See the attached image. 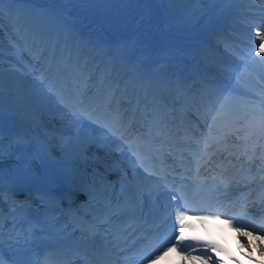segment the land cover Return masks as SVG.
I'll list each match as a JSON object with an SVG mask.
<instances>
[{
	"label": "bare ground",
	"instance_id": "6f19581e",
	"mask_svg": "<svg viewBox=\"0 0 264 264\" xmlns=\"http://www.w3.org/2000/svg\"><path fill=\"white\" fill-rule=\"evenodd\" d=\"M212 2L20 0L19 3L7 5L6 9L18 24L36 25V17H46L48 29L40 32L36 27L33 31L41 34L40 38L46 40L45 45H51L55 38L63 41L66 52L76 51L74 57L79 61L86 57L90 59L94 50L114 52L121 49L128 51L130 56H135L132 62L142 59L148 68H152L148 57L153 43L174 41L176 35H202L203 29L213 17ZM170 3L171 7L168 6ZM180 17L186 19L179 20ZM57 24L61 25L62 31L57 29ZM4 39L5 35L0 32V40L5 45ZM88 42L92 49L85 46ZM195 42L192 40L191 44ZM198 47L199 44H193V48ZM259 61L256 60L252 68L260 76L243 72L239 80L242 91L248 96L246 104L251 106L260 104L264 99V64ZM0 79L3 84L0 94V120L7 128L20 134L22 143L23 139L32 140L33 136L36 137L43 144L46 154L51 156V160H57L61 156L65 159L77 156L85 158L93 150L100 151L98 147L91 148L94 139L85 136V130H75L67 114L54 102L49 89L37 81L38 78H35L25 62L19 60L12 49L1 44ZM253 123L254 119L246 116L240 122V128L235 129L236 133L248 131ZM95 152L91 155H102ZM261 249L264 252V244Z\"/></svg>",
	"mask_w": 264,
	"mask_h": 264
},
{
	"label": "snow or ice",
	"instance_id": "6c2138e0",
	"mask_svg": "<svg viewBox=\"0 0 264 264\" xmlns=\"http://www.w3.org/2000/svg\"><path fill=\"white\" fill-rule=\"evenodd\" d=\"M19 2L20 0H0V21H2L3 16H4L5 5L6 4L12 5V4H16ZM255 36L258 38L259 43L254 48L253 56H252L253 60H256L257 55L264 54V32L257 31L255 33ZM259 63L264 64V59H261ZM90 82L91 80L89 79L88 83ZM2 87H3L2 79H0V94H2ZM75 87L80 88L81 84H76ZM109 106H111V101H109ZM3 156L4 154H3V147H2V133H0V161L3 160ZM2 182H3V171L2 169H0V184H2ZM216 218L218 219L219 217H216ZM186 219H187L186 212L178 211L176 213L175 220L180 226L179 236L177 238V241H182L187 238L186 231H187L188 225L185 223ZM203 219H207V217ZM0 229H2V224H0ZM209 247H212L213 250H216L214 246L209 245ZM174 250H175L174 247L167 248L161 253V255H156L154 259L151 260L150 264H156V261L161 259V256H167L169 252H172ZM0 264H6L3 255H0ZM8 264H12V261L9 260Z\"/></svg>",
	"mask_w": 264,
	"mask_h": 264
},
{
	"label": "rangeland",
	"instance_id": "374dc122",
	"mask_svg": "<svg viewBox=\"0 0 264 264\" xmlns=\"http://www.w3.org/2000/svg\"><path fill=\"white\" fill-rule=\"evenodd\" d=\"M1 45H3L4 47H7V48H9V45L8 44H6L5 43V45L4 44H2V43H0ZM41 83V82H40Z\"/></svg>",
	"mask_w": 264,
	"mask_h": 264
}]
</instances>
